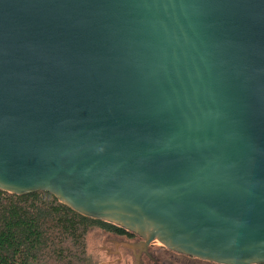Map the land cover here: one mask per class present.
I'll return each mask as SVG.
<instances>
[{
  "label": "water",
  "instance_id": "obj_1",
  "mask_svg": "<svg viewBox=\"0 0 264 264\" xmlns=\"http://www.w3.org/2000/svg\"><path fill=\"white\" fill-rule=\"evenodd\" d=\"M0 189L263 264L264 0H0Z\"/></svg>",
  "mask_w": 264,
  "mask_h": 264
},
{
  "label": "trees",
  "instance_id": "obj_2",
  "mask_svg": "<svg viewBox=\"0 0 264 264\" xmlns=\"http://www.w3.org/2000/svg\"><path fill=\"white\" fill-rule=\"evenodd\" d=\"M96 229L127 232L81 215L50 192L20 195L0 189V264H105L91 248L90 235Z\"/></svg>",
  "mask_w": 264,
  "mask_h": 264
},
{
  "label": "rangeland",
  "instance_id": "obj_3",
  "mask_svg": "<svg viewBox=\"0 0 264 264\" xmlns=\"http://www.w3.org/2000/svg\"><path fill=\"white\" fill-rule=\"evenodd\" d=\"M110 234L104 233L98 229L91 232V248L105 264H117V256L113 254L114 242L110 239ZM156 247L163 246L160 242H154ZM164 247V246H163ZM166 249V247H165ZM162 251L158 248L151 250V253L159 259V264H216L209 261L194 260L184 255L178 254L172 250ZM110 251V252H108ZM120 264V263H119ZM121 264H130L129 260L122 261ZM144 264H155L149 259Z\"/></svg>",
  "mask_w": 264,
  "mask_h": 264
},
{
  "label": "flooded vegetation",
  "instance_id": "obj_4",
  "mask_svg": "<svg viewBox=\"0 0 264 264\" xmlns=\"http://www.w3.org/2000/svg\"><path fill=\"white\" fill-rule=\"evenodd\" d=\"M111 241L114 242L113 254L117 256V260L119 262L129 260L130 264L136 263V256L140 254V249L134 250L133 248H129L124 246L125 242L128 243H139L142 242L143 239L136 233L127 231L123 235L110 234ZM157 248L154 243L150 244L148 250H144L140 254V264H144L149 259L155 264H159V259H157L152 253L151 250ZM110 252V251H108Z\"/></svg>",
  "mask_w": 264,
  "mask_h": 264
},
{
  "label": "bare ground",
  "instance_id": "obj_5",
  "mask_svg": "<svg viewBox=\"0 0 264 264\" xmlns=\"http://www.w3.org/2000/svg\"><path fill=\"white\" fill-rule=\"evenodd\" d=\"M157 242V241H156ZM159 243V242H158Z\"/></svg>",
  "mask_w": 264,
  "mask_h": 264
}]
</instances>
